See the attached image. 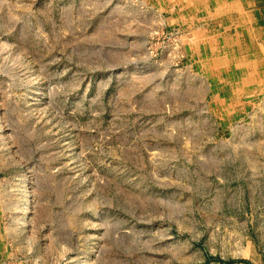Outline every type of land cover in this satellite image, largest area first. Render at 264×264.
<instances>
[{
  "label": "rangeland",
  "instance_id": "1",
  "mask_svg": "<svg viewBox=\"0 0 264 264\" xmlns=\"http://www.w3.org/2000/svg\"><path fill=\"white\" fill-rule=\"evenodd\" d=\"M208 1L0 0V264H264V84Z\"/></svg>",
  "mask_w": 264,
  "mask_h": 264
},
{
  "label": "crops",
  "instance_id": "2",
  "mask_svg": "<svg viewBox=\"0 0 264 264\" xmlns=\"http://www.w3.org/2000/svg\"><path fill=\"white\" fill-rule=\"evenodd\" d=\"M208 1V0H207ZM217 7H221V11L226 15L225 23L217 20L212 21V39L216 41L227 42L229 47L228 58L234 64L240 63L239 58L251 55L252 65L254 67V77L251 79L244 75L237 76L230 67L228 74L232 75L227 82L235 86H244V82H258L264 84V0H211ZM210 2V0L208 1ZM207 2V5H208ZM208 26V25H207ZM216 27V28H215ZM208 30V28H207ZM206 41H210L206 38ZM250 47V49L246 48ZM233 47V48H231ZM222 58L226 55L221 53ZM249 57V58H251ZM235 58L236 61L232 59ZM248 59V58H247ZM246 59V60H247ZM245 60V62H246ZM239 65V64H238ZM246 69L242 71L245 72ZM225 76L227 71H221ZM249 73V72H246ZM229 77V76H228ZM243 79V81H241ZM243 83V84H242Z\"/></svg>",
  "mask_w": 264,
  "mask_h": 264
},
{
  "label": "bare ground",
  "instance_id": "3",
  "mask_svg": "<svg viewBox=\"0 0 264 264\" xmlns=\"http://www.w3.org/2000/svg\"><path fill=\"white\" fill-rule=\"evenodd\" d=\"M214 4V3H213ZM216 28V27H215ZM214 65H216V64H214ZM216 72H218V71H216ZM218 73H221V71H219ZM239 73V72H238ZM24 221V220H23Z\"/></svg>",
  "mask_w": 264,
  "mask_h": 264
}]
</instances>
